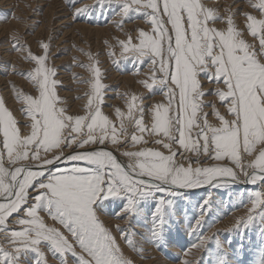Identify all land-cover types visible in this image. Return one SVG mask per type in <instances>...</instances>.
I'll return each instance as SVG.
<instances>
[{
    "label": "snow or ice",
    "instance_id": "1",
    "mask_svg": "<svg viewBox=\"0 0 264 264\" xmlns=\"http://www.w3.org/2000/svg\"><path fill=\"white\" fill-rule=\"evenodd\" d=\"M235 6L219 15L202 0H123L120 15H143L150 31H139L138 44L121 41V55L136 62L148 57L151 82L141 83L149 90L159 85L167 97L150 106V123L136 95L126 112L115 109V119L104 112L99 67L84 114H69L57 95L55 70L46 66L49 45L43 44L44 55L26 52L35 65L27 75L36 85L33 94L22 96L28 120L18 124L0 98V264H33L29 254L37 257L35 264H48L43 248L61 264H134L100 220L106 201L126 200L123 211L131 214L140 202L155 199L150 234L158 243L175 210V190L225 187L219 181L237 183L241 176L259 190L250 193L251 208L238 226L259 220L264 228V0H246L244 28L235 23ZM218 21L224 26L217 27ZM202 77L223 85L213 90L226 106V114L214 113L218 124L203 112ZM129 141L140 147L121 151ZM178 151L189 161L192 153L196 163L201 157L218 163L185 166ZM203 204L191 232L201 229L211 208L210 200ZM49 217L59 226L49 225ZM214 239L203 234L191 247L206 248Z\"/></svg>",
    "mask_w": 264,
    "mask_h": 264
},
{
    "label": "rangeland",
    "instance_id": "2",
    "mask_svg": "<svg viewBox=\"0 0 264 264\" xmlns=\"http://www.w3.org/2000/svg\"><path fill=\"white\" fill-rule=\"evenodd\" d=\"M122 2L123 0H0V98L4 99L5 106L13 111L18 124L28 120L22 96L36 91L35 83L27 75L35 65L26 58V52L30 50L34 55H44L43 44L49 45L46 66L55 70L52 79L58 82L57 95L63 102L61 106L66 107L69 114H84L88 94L92 91L91 85L95 80L94 68L99 67L101 83L105 86L102 89L104 112L115 119V109L120 108L126 112L131 96L136 95L137 103H142L145 109V120L150 123V106L166 103L167 97L159 85L149 90L141 83L144 80L151 82L152 66L148 57L142 62H136L121 55V41L127 42L131 39L133 44H138L139 31H150L149 21L143 15L135 12L129 13L128 17L120 15ZM202 2L207 7L216 9L219 15H225L228 7L235 2V23L240 28L246 26L243 13L250 10L246 7V0ZM79 9L87 11L78 14ZM216 26L223 27L224 22L218 21ZM247 38L251 40L249 35ZM125 55L130 57L132 53ZM202 81L203 90L207 93V96L201 98L204 104L203 112L211 123L218 124L214 113L219 110L221 114H226V106L221 105L213 90L223 85L210 83L203 77ZM133 130L132 127L129 128L130 133ZM148 146L168 154L166 149L158 145ZM138 147L140 146H134L129 141L127 149L121 151H135ZM187 155L191 157V161L179 155V151L176 158L185 166L191 163L192 167H207L218 163L214 160L208 161L207 157H201L200 162L196 163L194 154ZM120 158L126 163L133 162L124 156ZM219 183H226L227 187L204 185L196 188L207 186L200 191L179 192V195L170 197L175 210L167 216L163 235L158 243L150 234L152 212L156 207L155 199L140 202L136 213L131 214L123 211L126 200L120 199L111 205L106 201L104 210L99 213L100 220L117 238L125 257L134 264H183L184 259L193 261V264H217L220 257L225 258V264H264V228L260 221H255L247 228L238 226L239 221L247 218L251 208L250 193L259 190V184L241 186L230 181ZM205 200H210L211 208L205 213L201 229L191 232L190 229L195 227L201 215ZM47 219L49 225L59 226L58 222L52 221L50 217ZM6 227L18 228V225L9 224ZM118 229H124L126 236ZM201 234L215 235V239L210 240L206 248L191 247L198 242ZM4 241L5 235L0 232V243ZM216 241H219L221 247H217ZM42 250L48 264H61L60 258L53 255L50 248ZM29 258L35 264V254H29Z\"/></svg>",
    "mask_w": 264,
    "mask_h": 264
},
{
    "label": "bare ground",
    "instance_id": "3",
    "mask_svg": "<svg viewBox=\"0 0 264 264\" xmlns=\"http://www.w3.org/2000/svg\"><path fill=\"white\" fill-rule=\"evenodd\" d=\"M8 2V1H7ZM214 2V1H213ZM220 4V3H219ZM225 4V3H224ZM231 5V4H230ZM228 6V5H227ZM240 6V5H239ZM215 8V7H214ZM218 8V7H217ZM244 11V10H243ZM239 14V13H238ZM244 14V13H243ZM237 18V17H236ZM245 18V17H244ZM240 19V18H239ZM48 20V19H47ZM245 20V19H244ZM17 22V21H16ZM14 23V22H13ZM245 23V22H244ZM17 24V23H16ZM81 24V23H80ZM146 24V23H145ZM23 25V24H22ZM42 25V24H41ZM19 27V26H18ZM9 28H10V26H9ZM1 30V29H0ZM4 30V29H3ZM7 30V29H6ZM97 30V29H96ZM83 31H84V29H83ZM90 31V30H89ZM94 31V30H93ZM105 31V30H104ZM126 31H127V29H126ZM10 32V31H9ZM85 32V31H84ZM3 33V32H2ZM91 33V32H90ZM95 33V32H94ZM98 33V32H97ZM102 33V32H101ZM115 33V32H114ZM0 34H1V32H0ZM97 35H99V33L97 34ZM250 36V35H249ZM17 40V39H16ZM115 67V66H114ZM108 68H109V66H108ZM81 70V69H80ZM120 73V72H119ZM86 75V74H85ZM84 76V75H83ZM91 76V75H90ZM2 78V77H1ZM129 78V77H128ZM125 79V78H124ZM130 79V78H129ZM128 79V80H129ZM126 80V79H125ZM131 80V79H130ZM205 81V80H204ZM8 82V81H7ZM89 82V81H88ZM113 82V81H112ZM132 82V81H131ZM203 82V81H202ZM128 83V82H127ZM83 84H85V83H83ZM123 85V84H122ZM6 87V86H5ZM130 87V86H129ZM211 87V86H210ZM217 87V86H216ZM113 88V87H112ZM128 88V87H127ZM144 88V87H143ZM7 89V88H6ZM78 90V89H77ZM142 90V89H141ZM69 92V91H68ZM107 92V91H106ZM115 92V91H114ZM127 93V92H126ZM144 93V92H143ZM6 94V93H5ZM83 94V93H82ZM7 95V94H6ZM72 96V95H71ZM207 96V95H206ZM120 97V96H119ZM209 97V96H208ZM213 97V96H212ZM217 97V96H216ZM82 98H84V97H82ZM81 98V99H82ZM116 98V97H115ZM80 99V98H79ZM84 99H86V98H84ZM110 99V98H109ZM219 99V98H218ZM11 100V99H10ZM83 100V99H82ZM203 100V99H202ZM214 100V99H213ZM66 101V100H65ZM77 101H78V99H77ZM217 102H219V101H217ZM9 103V102H8ZM7 103V104H8ZM13 103V102H12ZM115 104V103H114ZM213 104V103H212ZM204 105V104H203ZM222 105V104H221ZM85 106V105H84ZM216 106V105H215ZM108 108V107H107ZM209 108V107H208ZM73 109V108H72ZM71 109V110H72ZM18 110V109H17ZM214 110V109H213ZM225 110V109H224ZM84 111V110H83ZM82 111V112H83ZM112 111V110H111ZM204 111V110H203ZM205 112V111H204ZM213 114V113H212ZM209 116V115H208ZM214 116V115H213ZM23 118V117H22ZM19 119V118H18ZM109 148H110V146H109ZM111 149V148H110ZM189 154V153H188ZM120 158V157H119ZM121 159V158H120ZM122 160V159H121ZM180 160H181V158H180ZM195 160V159H194ZM189 161V160H188ZM207 161V160H206ZM208 161H210L209 159H208ZM211 164V163H210ZM241 184L242 183H245L244 182V179H243V177H241V180L239 181ZM227 187V186H226ZM231 188V187H230ZM212 193V192H211ZM243 195V194H242ZM248 203H249V200H248ZM251 203V202H250ZM246 205V204H245ZM251 206V205H250ZM232 208V207H231ZM239 212V211H238ZM242 212V211H241ZM121 213V212H120ZM105 214V213H104ZM231 214V213H230ZM236 214V213H235ZM238 214V213H237ZM236 214V215H237ZM206 215V214H205ZM232 215H234V214H232ZM229 216H231V215H229ZM239 216V215H238ZM231 218V217H230ZM107 219V218H106ZM121 219V218H120ZM109 220V219H108ZM127 220V219H126ZM114 221H115V219H114ZM129 221V220H128ZM213 221V220H212ZM235 221V220H234ZM113 222V221H112ZM110 223V222H109ZM126 223V222H125ZM221 224V223H220ZM209 225V224H208ZM218 225H219V223H218ZM234 225V224H233ZM220 228V227H219ZM217 230V229H216ZM259 232V231H258ZM209 234V233H208ZM211 234V233H210ZM202 235V234H201ZM131 236V235H130ZM226 238V237H225ZM193 239V238H192ZM220 241V240H219ZM154 246V245H153ZM135 247V246H134ZM231 256V255H230ZM166 259V258H165ZM168 260V259H167ZM214 263V262H213Z\"/></svg>",
    "mask_w": 264,
    "mask_h": 264
},
{
    "label": "water",
    "instance_id": "4",
    "mask_svg": "<svg viewBox=\"0 0 264 264\" xmlns=\"http://www.w3.org/2000/svg\"><path fill=\"white\" fill-rule=\"evenodd\" d=\"M223 181H230V182H232L231 179L221 180V181H219V182H223ZM236 184H239V185H241V186H248V185H249V184H247V183H242V184H241L240 182H237ZM207 186H211V185H207ZM207 186H205V187H203V188H201V189L207 188ZM201 189H177V190H175V191H178V192H188V193H193V192L200 191Z\"/></svg>",
    "mask_w": 264,
    "mask_h": 264
}]
</instances>
